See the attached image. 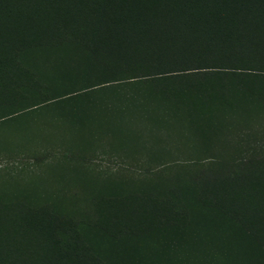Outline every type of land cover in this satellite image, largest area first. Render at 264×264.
<instances>
[{"label":"trees","instance_id":"16d2710c","mask_svg":"<svg viewBox=\"0 0 264 264\" xmlns=\"http://www.w3.org/2000/svg\"><path fill=\"white\" fill-rule=\"evenodd\" d=\"M229 78L264 110V0H0V122L50 109L84 129L93 97L111 89L141 116L207 119L216 99L229 109ZM143 84L150 100L130 89ZM5 202L0 264H90L46 238L71 229V215ZM197 202L199 214L174 199L96 195L73 242L106 264H177L193 245L199 264H264V161L205 175Z\"/></svg>","mask_w":264,"mask_h":264},{"label":"rangeland","instance_id":"374dc122","mask_svg":"<svg viewBox=\"0 0 264 264\" xmlns=\"http://www.w3.org/2000/svg\"><path fill=\"white\" fill-rule=\"evenodd\" d=\"M226 82L222 100L227 98L229 109L216 99L207 119L184 109L141 116V107L133 110L123 93L111 89L93 97L84 129L60 121L50 109L0 122V199L20 197L71 215L72 231L54 230L47 240L67 261L106 264L73 242L86 234L94 196L174 199L199 214L205 175L264 161V110L236 80ZM130 89L141 101L150 100L144 84ZM197 248L177 255V264H199Z\"/></svg>","mask_w":264,"mask_h":264}]
</instances>
